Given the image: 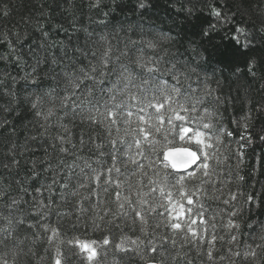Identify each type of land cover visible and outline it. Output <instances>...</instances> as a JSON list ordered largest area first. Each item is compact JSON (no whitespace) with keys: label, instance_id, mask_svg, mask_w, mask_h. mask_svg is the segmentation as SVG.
Segmentation results:
<instances>
[{"label":"trees","instance_id":"obj_1","mask_svg":"<svg viewBox=\"0 0 264 264\" xmlns=\"http://www.w3.org/2000/svg\"><path fill=\"white\" fill-rule=\"evenodd\" d=\"M144 2L145 8L138 0H0V264H55L57 258L61 264H264V0ZM237 27L252 41L247 49L231 40ZM204 30L212 36L203 43L209 62L191 61L176 97L189 108L201 102L181 113L190 122L174 123L205 133L210 175L185 180L194 203L183 201L192 212L174 230L159 191L172 170L159 164L139 129L159 142L160 159L166 134L175 146L182 142L178 128L169 130L167 105L156 131L155 109L147 107L153 86L142 84L148 74L136 58L140 49L145 59L167 49L165 59H174L179 47L188 61L189 42L200 45ZM164 33L183 46L162 39ZM147 40L158 48H147ZM109 47L101 77L100 58ZM81 68L102 82L84 80L64 107L63 97L73 93L70 79L82 77ZM125 69L135 78L121 92ZM164 79L175 83L170 75ZM130 93L140 99H129ZM113 95L122 107L107 117ZM149 114L151 127L138 119ZM93 115L96 123L88 118ZM77 242L97 250L94 260Z\"/></svg>","mask_w":264,"mask_h":264},{"label":"snow or ice","instance_id":"obj_2","mask_svg":"<svg viewBox=\"0 0 264 264\" xmlns=\"http://www.w3.org/2000/svg\"><path fill=\"white\" fill-rule=\"evenodd\" d=\"M100 0H96V4L99 5ZM138 7L139 8H145L146 4L144 0H138ZM213 15L216 16L218 19L221 18V12L218 9H213ZM210 28L214 29L215 25H210ZM261 31H264V28L261 29ZM47 35V33H45ZM179 35V34H177ZM162 39L172 42L175 41V43L179 46H183L181 41L177 39V37H173L168 35L167 33L162 34ZM205 38H207V42L211 43V32L209 30H204L200 34V45H195L194 42H189V48L186 49V51H191V57L188 61H184L181 58L183 57L184 53L179 52V47L176 50V53H173L174 59H168L166 60L165 57L168 56L169 50L165 49L163 50V54L158 56L157 58L153 59L152 57H148L145 59L143 56V49H140L141 55L137 56L136 58V64L146 70V73L148 74L147 77H145L142 80V84H151L153 86V92H152V99L148 100L147 107L148 108H154L156 112L155 119L158 122L156 126V131H160V126L165 123V116L162 110L165 109L167 105V111L171 113L170 116L167 118V124L170 125L171 131H175L177 128L179 136V140L182 142L181 146H175L173 140H169L167 137V134L165 135L164 139L166 143L163 145L162 148V159H160V153L157 152V149L155 145L159 143L158 141H148L149 133L145 132V129L141 127L139 131L141 133H144V140L145 142L149 143V146L151 147L153 152L157 153V161L159 164L163 166L164 169H171L172 173H165L164 180L162 182V186L160 187L159 191L161 193V197L166 199L168 201V205L165 207V211L168 212L169 218L171 221L170 227L174 230H180L184 227V224L181 222L182 217H185L186 215H190L192 212V209L190 207H185V204L183 201L187 202V205H193V194H190L188 190L185 187V180L188 178H195L198 172H201V174L204 177H208L210 175L209 172V159L210 155L206 151V149L212 147L211 144L207 143L205 138V133L201 132L199 129H193L189 126H186L185 124L177 125L174 123V120L176 121H189L191 120L190 117H187L185 115H181V113H188V112H194L196 111L195 105L197 103H200L201 101L197 99L193 104L192 107L189 108L186 106L185 102H180L176 99V97H179L181 95V88L180 85V78L181 76L187 77V73L184 71L185 68H189L191 65V61H196L199 65H207L209 62V56L205 55V52L207 51L206 48H203V43L205 41ZM231 40L234 42V46L237 48H244L247 49L249 45L252 43V41L249 39L248 34L245 33V29L242 27H237L234 31L233 36L231 37ZM146 47L149 49H157L158 45L153 40H147L145 41ZM214 48H219V45H213ZM203 49V50H202ZM110 53H111V47L107 48L103 55L100 58V66H99V72L100 76L103 77L106 73V70L108 68V65L110 63ZM123 55H127V52L122 53ZM119 59V57H117ZM39 63V62H38ZM178 65H183V67H178ZM253 65L254 61H250L248 65V71L255 75V72L253 71ZM97 66L93 65L91 69V73H95L97 71ZM194 71V69H192ZM80 71L83 73L82 77H77L76 81H79L77 83L76 81H72L70 79V83L73 87V93L66 95L62 99V106L67 107V101L71 99V95L75 94V89L79 88L80 84L84 82V80H94L97 83H101V80H98L94 75L89 73L88 71H85L83 68L80 69ZM237 72L240 71L239 68L236 70ZM170 75L172 79L175 81L174 84L169 85V82L164 79V76ZM121 77L127 82L124 85V89H121V92L127 90L128 86L132 84L134 77V74L131 72H128L127 69L124 70V72L121 73ZM35 82V80H33ZM137 87L140 88V91H144V88L142 85H137ZM91 91V89H89ZM159 93V95H157ZM210 94V92L208 93ZM146 98V97H145ZM110 99L114 102V108L110 109L105 107V111L107 113V117H115L118 115V113L115 111V109H118L122 107V102L116 103V96L113 95L110 97ZM129 99L132 100H139L140 97L136 94L130 93ZM219 99V97H217ZM39 101V97H37V102ZM37 102L32 103V108H37ZM96 113H99L101 116L104 115V113L100 112V109H95ZM139 111L144 112V108H140ZM51 110L47 115H44V119L47 120L48 116L51 115ZM127 116L131 117L133 113L131 111H127ZM35 115L40 116L42 113L40 111H36ZM90 120H92L93 123L97 122L96 116H89ZM152 115H148L147 119L144 115H141L138 117L139 121L142 123H147L151 127V120ZM112 123H116V120L113 119ZM210 125L208 123L203 124V128L207 129ZM210 139V137L208 138ZM264 139V137H262ZM137 148L140 147L141 141L137 139L135 141ZM184 144L192 145L195 144L196 147H185ZM63 151V149H62ZM140 156H143V152L137 153ZM132 163L137 164V166L140 169L144 168V165L142 163L137 162L135 159H132ZM119 171V169H117ZM179 174V175H176ZM171 175V179H169V176ZM177 185L179 187L177 188ZM175 189V191H173ZM155 191V189H153ZM119 194L117 193V197ZM251 199V198H250ZM121 208H123V205H120ZM137 216H141L140 212H136ZM163 215V213H161ZM142 218V217H141ZM203 223V220L200 221ZM9 223L11 221L9 220ZM191 224H195L196 220H191ZM188 231L191 232L193 236H196V232L191 228L188 227ZM235 239V237H233ZM78 243V246L81 248L82 251H85L88 253L87 259L89 261L94 260V258L97 256V250L92 247L90 244L87 243ZM95 242L93 241L92 244ZM105 245L109 243V240L105 238L103 241ZM132 243H136L133 241ZM117 247H121V245H118ZM125 251H129L130 249H124ZM153 252H156V249H152ZM209 258H211V252H209ZM6 264V262H5ZM55 264H61V260L59 258L56 259Z\"/></svg>","mask_w":264,"mask_h":264},{"label":"water","instance_id":"obj_3","mask_svg":"<svg viewBox=\"0 0 264 264\" xmlns=\"http://www.w3.org/2000/svg\"><path fill=\"white\" fill-rule=\"evenodd\" d=\"M148 264H158V263H148Z\"/></svg>","mask_w":264,"mask_h":264}]
</instances>
